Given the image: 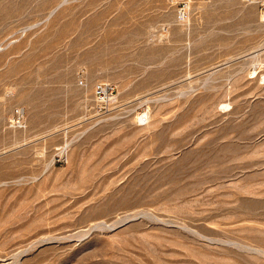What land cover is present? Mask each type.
<instances>
[{"label":"rangeland","instance_id":"374dc122","mask_svg":"<svg viewBox=\"0 0 264 264\" xmlns=\"http://www.w3.org/2000/svg\"><path fill=\"white\" fill-rule=\"evenodd\" d=\"M0 264H264L256 3L0 0Z\"/></svg>","mask_w":264,"mask_h":264},{"label":"built area","instance_id":"2783aa9c","mask_svg":"<svg viewBox=\"0 0 264 264\" xmlns=\"http://www.w3.org/2000/svg\"><path fill=\"white\" fill-rule=\"evenodd\" d=\"M248 2L256 3L260 10V13L264 17V4L262 0H248ZM80 85H83V82H80ZM95 97L101 103L102 106H108L114 95V87L110 84L98 83L95 86Z\"/></svg>","mask_w":264,"mask_h":264},{"label":"bare ground","instance_id":"6f19581e","mask_svg":"<svg viewBox=\"0 0 264 264\" xmlns=\"http://www.w3.org/2000/svg\"><path fill=\"white\" fill-rule=\"evenodd\" d=\"M254 73V72H253Z\"/></svg>","mask_w":264,"mask_h":264}]
</instances>
